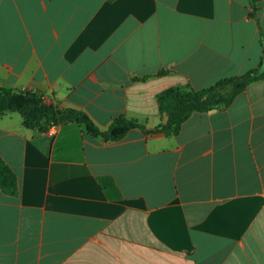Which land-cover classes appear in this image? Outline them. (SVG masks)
Segmentation results:
<instances>
[{
	"label": "crops",
	"instance_id": "1",
	"mask_svg": "<svg viewBox=\"0 0 264 264\" xmlns=\"http://www.w3.org/2000/svg\"><path fill=\"white\" fill-rule=\"evenodd\" d=\"M247 0H0V88L86 113L165 123L157 97L257 67ZM257 19L264 32V0ZM0 264H264V80L173 137L0 116ZM110 178L109 198L99 178Z\"/></svg>",
	"mask_w": 264,
	"mask_h": 264
},
{
	"label": "trees",
	"instance_id": "2",
	"mask_svg": "<svg viewBox=\"0 0 264 264\" xmlns=\"http://www.w3.org/2000/svg\"><path fill=\"white\" fill-rule=\"evenodd\" d=\"M249 17L258 27V41L261 58L256 68L246 73L218 81L213 86L194 91L189 85L177 86L161 92L157 97L158 111L165 116V123L146 130L136 121L124 116L114 118L106 130H101L84 112L58 107L45 103L40 96L30 91H18L0 88V116L8 113L20 115L28 127L37 133H45L49 127L67 124L85 126L90 133L105 142H118L125 138L130 130L138 129L145 134H161L165 137L176 136L183 123L193 114H203L222 110L230 106L233 100L251 83L264 80V32L257 19L258 3L261 0H247ZM99 187L109 197H119L113 181L108 177L97 180ZM0 189L8 194L17 192L16 178L0 159Z\"/></svg>",
	"mask_w": 264,
	"mask_h": 264
},
{
	"label": "built area",
	"instance_id": "3",
	"mask_svg": "<svg viewBox=\"0 0 264 264\" xmlns=\"http://www.w3.org/2000/svg\"><path fill=\"white\" fill-rule=\"evenodd\" d=\"M56 127H57V126L52 125L51 127H49V129H48L47 132H49V133L54 132Z\"/></svg>",
	"mask_w": 264,
	"mask_h": 264
}]
</instances>
